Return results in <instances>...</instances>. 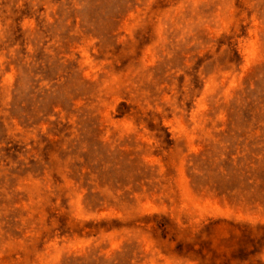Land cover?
<instances>
[{"label":"rangeland","instance_id":"1","mask_svg":"<svg viewBox=\"0 0 264 264\" xmlns=\"http://www.w3.org/2000/svg\"><path fill=\"white\" fill-rule=\"evenodd\" d=\"M0 264H264V0H0Z\"/></svg>","mask_w":264,"mask_h":264}]
</instances>
